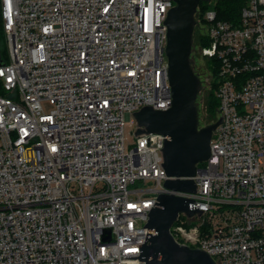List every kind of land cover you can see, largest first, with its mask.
<instances>
[{
  "label": "built area",
  "instance_id": "1",
  "mask_svg": "<svg viewBox=\"0 0 264 264\" xmlns=\"http://www.w3.org/2000/svg\"><path fill=\"white\" fill-rule=\"evenodd\" d=\"M216 1L198 5L195 32L220 122L210 158L184 177L196 192L178 193L201 213L181 212L171 232L216 264H264V0H248L238 24ZM175 5L1 0L0 264H144L150 210L170 192L167 136L137 135L134 113L172 106Z\"/></svg>",
  "mask_w": 264,
  "mask_h": 264
},
{
  "label": "water",
  "instance_id": "2",
  "mask_svg": "<svg viewBox=\"0 0 264 264\" xmlns=\"http://www.w3.org/2000/svg\"><path fill=\"white\" fill-rule=\"evenodd\" d=\"M175 1L166 20L172 106L166 110L145 106L134 113L137 135L155 132L167 136L163 166L168 179L163 185L170 192L160 193L157 204L150 210L147 226L151 232L142 248V256L144 264H216L206 250L178 242L171 232L181 212L188 215L201 213L193 206V199L178 193L196 192L195 181L184 177L194 175L198 163L210 158L213 131L220 122L200 125L197 98L202 82L191 58L197 7L210 0ZM3 63L0 56V65Z\"/></svg>",
  "mask_w": 264,
  "mask_h": 264
},
{
  "label": "trees",
  "instance_id": "3",
  "mask_svg": "<svg viewBox=\"0 0 264 264\" xmlns=\"http://www.w3.org/2000/svg\"><path fill=\"white\" fill-rule=\"evenodd\" d=\"M248 0H217L214 4V8L217 10L218 18L231 21L234 24H238L240 22V13L242 7L247 3ZM5 39V40H4ZM4 41H6L5 32H4V25H3V19H2V7H1V0H0V56L3 61L7 60L4 59V53L6 44H4ZM194 41L201 44H206L207 41L205 39L198 38L197 32L194 34ZM209 60V64L211 63V60ZM214 69V73H215ZM218 106H219V100L214 94V89L212 88L209 91V98L206 106V113H207V119H209V122H213L218 117Z\"/></svg>",
  "mask_w": 264,
  "mask_h": 264
},
{
  "label": "rangeland",
  "instance_id": "4",
  "mask_svg": "<svg viewBox=\"0 0 264 264\" xmlns=\"http://www.w3.org/2000/svg\"><path fill=\"white\" fill-rule=\"evenodd\" d=\"M5 40V39H4ZM4 44H6L5 53H4V59H9V49L7 45V41H4ZM198 43L194 41L193 44V50H192V62L195 72L203 79L201 81V90L199 92L197 103L199 108V116H200V125L204 126L207 124H210L212 122H209V119H207V113H206V106L209 98V86L207 85L206 77L208 76V67H209V60L206 57H203L200 53V51L197 48ZM214 122V121H213ZM135 133H134V126L133 125H127L126 126V146L127 148H130L134 145L135 142ZM142 185L141 182H137L134 187Z\"/></svg>",
  "mask_w": 264,
  "mask_h": 264
}]
</instances>
